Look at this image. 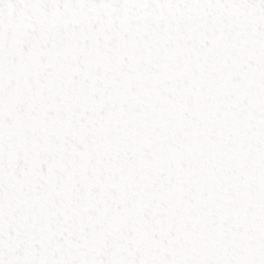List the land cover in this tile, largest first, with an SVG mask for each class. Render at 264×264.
Here are the masks:
<instances>
[{
    "label": "snow or ice",
    "instance_id": "obj_1",
    "mask_svg": "<svg viewBox=\"0 0 264 264\" xmlns=\"http://www.w3.org/2000/svg\"><path fill=\"white\" fill-rule=\"evenodd\" d=\"M0 264H264V0H0Z\"/></svg>",
    "mask_w": 264,
    "mask_h": 264
}]
</instances>
